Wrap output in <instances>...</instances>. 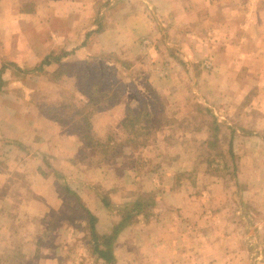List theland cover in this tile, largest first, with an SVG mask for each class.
Listing matches in <instances>:
<instances>
[{"label":"rangeland","instance_id":"obj_1","mask_svg":"<svg viewBox=\"0 0 264 264\" xmlns=\"http://www.w3.org/2000/svg\"><path fill=\"white\" fill-rule=\"evenodd\" d=\"M33 1L24 2L21 9L31 10ZM131 1L83 0L81 7L69 3L71 8L65 10L73 12L67 16L56 13L46 21L49 14L40 9L44 3L41 0V32L34 33L24 26L18 33L31 30L35 35L29 37L37 45L36 37L51 38L42 35L49 28L64 34L70 30L71 35L100 29L92 32L86 42L89 44L96 34L114 24L119 7ZM228 1L226 6H232L234 2ZM143 3L147 16L156 25L157 38L141 39L140 57L146 59L153 50L157 59L149 63L158 64L160 77L174 68L179 69L178 74L172 84L166 79L153 86L154 81L148 79L152 66L144 70L136 65L137 59L132 60L122 51H107L108 47L82 58L68 51L61 61L46 69L42 79L48 83L60 82L66 73L73 75V79L58 85L46 84L33 97L36 101L45 98L42 110L63 118L67 123L64 132L73 131L78 136L80 158L76 159L82 166L79 168L86 171L68 170L67 176L50 167L39 168L40 176L49 175L56 195L55 207L49 206L42 217H36L33 214L37 210L27 205L29 200L16 204L13 227L36 232V248L34 252H22L18 240L3 242L6 238L0 236V264H38L34 260L39 248L46 245H54L50 247L51 254L61 248L57 252L58 264H105L91 253L93 244L82 206L96 218L95 230L101 235L121 220L123 205L138 198L147 203L144 209L151 215L148 220L137 215L116 235V264H264V188L259 179L253 184L245 169L248 135L255 129L262 131V119L261 112L248 111L255 85L247 81L244 61H234V75L229 77L219 67L217 74H212L213 61L200 58V54L183 59L178 53L182 46L168 47L169 23L157 6L152 0ZM193 4L198 7L199 2ZM77 20L79 25L83 22L82 26ZM89 21L93 22L86 27ZM28 24L33 26L32 22ZM200 25L194 30L203 32ZM60 51L64 50L51 55L57 56ZM192 52L194 55L193 49ZM168 54L172 57L167 58ZM84 59L90 63L80 62ZM81 67L89 69L88 79L79 71ZM39 80L29 77L28 83L34 86ZM112 105L116 107L110 119L94 124V115ZM102 127L105 131L99 137ZM256 136L264 139V130ZM258 142L264 147V141ZM113 158L116 166L102 167ZM93 165L98 166L97 172L86 175ZM57 173L62 178H57ZM19 176L14 174L15 178ZM68 179L74 180L68 183ZM64 185L78 195L82 206L63 191ZM15 190L16 199L18 193L29 199V187ZM102 196L109 199L112 209L103 205ZM91 198L101 210L92 212V206L87 207L82 200Z\"/></svg>","mask_w":264,"mask_h":264},{"label":"crops","instance_id":"obj_2","mask_svg":"<svg viewBox=\"0 0 264 264\" xmlns=\"http://www.w3.org/2000/svg\"><path fill=\"white\" fill-rule=\"evenodd\" d=\"M30 0H0V67L3 65L0 82V236L9 240H18L22 252H34L37 239H34L36 232L30 229H14L16 204L21 200L32 210H37L33 215L42 217L49 206L55 207L56 195L54 196L49 175L40 176V167H50L49 169L65 173L70 170L72 173L85 172L80 169L78 155L80 139L76 134L64 132L63 127L53 120L49 114L41 108V102L46 99L40 98L36 101L34 92L42 91L47 85L63 83L66 79H73L72 74L62 76L60 82L52 83L42 79L44 72L51 65L43 66L42 71L34 70L40 61L56 50L70 51L72 56L82 58L87 54L108 47L107 51H122L130 56L132 60L137 59V64L144 70L151 67L148 79L154 81L153 86L168 79L172 84L179 69H172L164 77H160L158 65L151 63L157 59V55L150 50V55L146 59L140 57L142 54L141 39L145 37L157 38L156 25L147 16L144 0H133L123 4L119 8L116 21L109 29L96 34L94 40L84 46V35L72 33L67 30L62 32L45 31L42 35L50 37H36L35 45L29 36L41 32L44 22L38 8L41 0H34L31 10H22L24 2ZM44 3L40 9L45 10L49 15L45 17L49 21L52 15L64 16L71 12L69 3L77 4L81 7L83 0H42ZM47 1V2H46ZM199 2L198 7L193 3ZM152 0V4L157 6V11L161 12L162 18L169 23L168 47L182 46L179 55L183 59L200 54V58H210L216 73V67L224 70L227 76H233L236 64L234 61H244L248 74V82L255 85L254 92L248 100V111L257 110L261 112L259 118L262 119V131L264 130V0H231L232 6H226L228 0ZM80 2V3H78ZM84 3V2H83ZM225 5V6H224ZM149 8V6H148ZM57 9V10H56ZM62 13L63 15L59 14ZM68 14V15H69ZM76 19V18H75ZM32 22L33 26H29ZM77 20L76 23H78ZM82 22V21H81ZM93 21L87 22L86 27ZM83 23V22H82ZM82 23L79 26H82ZM202 25L203 32L196 31L195 27ZM200 25V26H201ZM26 26V32H21L19 27ZM77 27V26H76ZM21 33V34H20ZM53 33V34H52ZM72 36V37H69ZM76 37V38H75ZM194 50V55L192 52ZM213 50V51H212ZM188 52L190 54H188ZM208 52L213 54L208 55ZM167 58H171L168 54ZM149 60L152 61L149 63ZM215 61V63H214ZM224 61V63H219ZM233 61V63H232ZM169 71V70H168ZM186 71V70H185ZM184 71V72H185ZM145 72V71H144ZM157 75V76H155ZM29 77L40 79L34 86L28 83ZM46 77V76H45ZM44 77V78H45ZM156 77V80H154ZM47 78V77H46ZM174 78V79H173ZM216 82L221 84L219 79ZM172 91V88L170 89ZM179 91V90H178ZM40 102V103H38ZM228 103V107H233ZM115 105L103 109L92 118L93 123L98 120L108 121L110 112ZM121 107V108H120ZM118 108L123 110L121 105ZM91 121V122H92ZM254 123V121H253ZM102 136L105 128H99ZM259 129L252 130L248 135L250 141L247 148L246 170L250 174L253 184L256 179L260 180V185L264 188V147L256 141H264L262 137H255V133L262 132ZM255 137V138H254ZM258 144V145H256ZM78 157V159H76ZM117 159V158H116ZM107 161L102 167L116 166V160ZM89 167V166H88ZM118 167H120L118 165ZM98 166L93 165L88 168V172H97ZM18 173L19 178L14 174ZM68 176V174H66ZM76 176V175H75ZM259 176V177H258ZM68 178H74L69 175ZM68 179V183L73 181ZM50 180V182H49ZM49 182V183H48ZM30 185V186H29ZM29 187L30 197L25 199L21 193L14 197L15 189L25 190ZM18 192V191H17ZM32 195V196H31ZM85 205L92 212L101 210V206L95 199L85 201ZM34 207H30V206ZM31 214V213H30ZM31 216L30 217H34ZM103 231V230H102ZM100 232V231H99ZM33 236V238H31ZM67 241V240H66ZM5 244V243H4ZM35 244V245H34ZM54 246V245H53ZM51 245L39 248L38 264H58V253L61 248L50 253ZM28 251V252H27Z\"/></svg>","mask_w":264,"mask_h":264},{"label":"trees","instance_id":"obj_3","mask_svg":"<svg viewBox=\"0 0 264 264\" xmlns=\"http://www.w3.org/2000/svg\"><path fill=\"white\" fill-rule=\"evenodd\" d=\"M99 31H100V29H96L92 32H99ZM92 32L89 31V32L85 33L84 41L81 43V45L86 44V42L90 38ZM69 53L70 52H68V51H60L59 55H57V56H55V55L53 56L50 54V55L46 56L44 59H42V61H40L39 65H37L34 70L42 71L43 66L49 65L52 62H59L63 59L62 57H65ZM95 59L96 58H92V60H95ZM80 62H83L84 65H88L90 63L86 59L81 60ZM124 67H126V66H124ZM3 68H4V66L2 65L0 67V78H1V73L3 71ZM82 68L83 67H81L80 69H82ZM79 71H82L85 74H87V76H84V78H86V79L89 78L90 74H89L88 68H83V70H79ZM0 82H1V79H0ZM45 112L47 114L51 115V118L53 120H55L56 122H58V124H60L63 128L67 129L65 126L67 123L63 118L55 115L53 111H49V110L47 111L46 110ZM59 116H61V115H59ZM214 129L216 130L217 128L214 127ZM67 132L68 133H74L73 131H67ZM56 177L62 178V175L57 173ZM63 191L67 195L73 196L75 198V200L78 203H80V201H79L80 199H79L78 195L75 192H73L71 189H69L67 185L63 186ZM101 201L106 208H108V209L113 208L108 198L102 196ZM80 205H81V203H80ZM146 205H147V203L143 202L139 198L132 201L129 204L123 205V207L121 209L123 212L121 214V220L118 223L114 224L108 233L101 234V235H99L95 230L96 218L84 206L81 205L84 209L85 216H86L87 221H88L90 239H91L92 244H93L92 249H91V253L94 254L96 256V258L103 260V262L105 264H116V258L114 256V252H113V242H114V239L116 238V235L119 233V231L127 223L132 221V219L134 217H136L137 215H141L140 217L145 218V220H148V217H150L151 214L148 215L147 212H145L144 208L146 207Z\"/></svg>","mask_w":264,"mask_h":264}]
</instances>
